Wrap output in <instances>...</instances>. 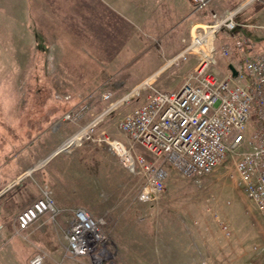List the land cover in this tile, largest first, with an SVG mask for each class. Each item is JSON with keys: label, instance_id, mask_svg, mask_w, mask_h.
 <instances>
[{"label": "rangeland", "instance_id": "obj_1", "mask_svg": "<svg viewBox=\"0 0 264 264\" xmlns=\"http://www.w3.org/2000/svg\"><path fill=\"white\" fill-rule=\"evenodd\" d=\"M1 1L0 186L27 163L23 153L26 146L35 148L34 151L43 146L45 149L57 146L70 132L74 133L71 137L75 136L152 77L160 91L178 90L204 56V49L198 52L195 68L181 61L170 64L190 43L194 23H204L206 11L196 12L192 0H64L62 34L65 40L74 41L71 48L80 56L69 58L75 62L69 63L74 70L69 75L66 69H57L61 59L56 47L50 57L38 56L33 51L31 32L35 28L26 18L28 4L13 3L17 10L11 13L8 0ZM240 1L233 11L239 10L237 20L242 26L236 31L222 30L214 40L210 39L213 50H217L211 71L220 77H225L227 64L234 61L236 53L241 54L238 56L241 60L264 53V0ZM95 37L97 46L102 43L106 50H97L98 56L93 58L88 56L92 55L89 41ZM238 40L246 42L243 50L223 57L221 48L234 46ZM158 63L159 69L148 73ZM46 64L49 73L43 70ZM107 92L113 93L109 101L103 99ZM145 95L144 91L142 96ZM56 98L73 105L64 107L58 116L49 117L45 134L39 128L36 130L35 125L32 133L35 136L31 138L27 129L37 122L30 118V112L39 108L35 103ZM142 102L137 98L129 103L123 101L101 118L91 141L67 150L65 145L70 137L58 150V158L65 161L53 195L79 203L73 209L84 208L100 222L104 236L99 250L102 264H231L229 260L238 258L262 264L264 221L238 184L236 155H229L214 173L202 178L185 176L167 163L168 178L162 196L153 202L140 200L145 179L121 163L109 142L130 146L129 138L119 129V121ZM48 103L45 109L58 106ZM68 114L71 119L66 118ZM136 151L150 158L147 152ZM37 165L28 172L38 176L25 178L7 196L18 190V197L31 195L32 187L39 184ZM70 211L65 219L67 230ZM43 240L54 244L51 238ZM56 241L52 258L48 250H37L45 254L44 264H91L89 258L69 260L64 255L65 238L61 236ZM203 244L204 261H201L199 247ZM169 253L173 255L169 257Z\"/></svg>", "mask_w": 264, "mask_h": 264}, {"label": "built area", "instance_id": "obj_2", "mask_svg": "<svg viewBox=\"0 0 264 264\" xmlns=\"http://www.w3.org/2000/svg\"><path fill=\"white\" fill-rule=\"evenodd\" d=\"M255 1L259 0H247V3ZM192 2L195 11L202 12L211 0ZM238 14L239 10L213 15L211 22L192 29L190 43L170 64L187 62L203 49L204 56L178 90L160 91L153 82L146 81L71 137L65 145L67 150L91 141L101 118L120 103L141 99L143 102L119 121V129L129 138L130 146L118 141H110L109 146L129 171L139 172L145 179L140 193L142 202L156 201L164 193L168 178L165 164H171L185 176L202 178L214 173L233 154L237 156L238 184L264 221V53L234 64L238 72L236 77L229 67L225 77L211 71L215 53L210 39L214 40L222 30L231 32L240 28ZM245 43L238 40L234 46H223V57L242 51ZM144 91L146 95L142 96ZM112 96V92H107L103 99L109 101ZM66 118L71 119V114ZM77 137L83 138L82 141L70 145ZM139 149L147 152L150 158L138 154L136 150ZM70 212L66 255L102 264L99 250L104 236L100 222L84 208ZM45 214L53 218L59 214L52 191H46L43 197L18 214L17 234L27 231ZM224 230L229 234L227 227ZM45 257L38 254L31 264H44Z\"/></svg>", "mask_w": 264, "mask_h": 264}, {"label": "crops", "instance_id": "obj_3", "mask_svg": "<svg viewBox=\"0 0 264 264\" xmlns=\"http://www.w3.org/2000/svg\"><path fill=\"white\" fill-rule=\"evenodd\" d=\"M18 1H21L22 4L24 3V5L28 4V12H26V18L28 19V21L30 20L32 22L30 25L35 28V30L31 32L33 51L38 56L43 55L46 57H50L51 53H53V49L56 47L59 52L58 58L61 59L59 62L61 65H57V69H64V71L66 69L65 72L68 74L70 73L69 75H72V73H74V70L71 69L72 65H69V63L73 64L75 62L74 60H69V58H79L80 56L78 53L73 51L74 49L72 50L71 48L74 41H70L69 39L65 40L62 34V31L65 30L63 24L65 1L36 0V2L32 3L33 1L31 0H8V9L10 12L12 10H17L16 5L14 7L13 3L17 4ZM0 2L2 1L0 0ZM241 2L242 1L240 0H211L209 7L205 10L206 14L204 15V21L202 20L204 23H202L201 21H196L194 23V27L211 22L213 20V15L228 14L229 12L233 11L238 5H240ZM8 16L10 17V19L11 17L13 18L10 13L8 14ZM95 32H97V30ZM35 33L38 36L35 35ZM89 42V48L91 49L92 55L88 53V56L96 58L98 56L97 50L101 52L106 50V46L102 43L97 46L96 37ZM209 49L210 47H208V50ZM213 51L214 53L217 52L216 49H214ZM99 55H103V53H100ZM196 55L199 56L198 54ZM196 55H192L185 63L190 68L196 67ZM235 55L236 56H234V61L227 64V67L236 64V62L238 63V60H240L238 56L240 57L241 54L238 52ZM66 59L68 60L67 62ZM159 65L160 63H158V65L148 73H151L153 71L155 72V70L159 69ZM49 68L50 67L46 64V66L43 67L44 72L49 73ZM147 75L148 74H146L141 81L146 79ZM79 80L80 79L78 78V81ZM86 81L87 79L85 80V83ZM141 81L139 83H141ZM147 81L149 83H152L154 81V77L148 79ZM48 102H52V105L55 104L56 106H60L59 108H57V106L54 107V109H45V107L49 104ZM48 102L39 101V103H35L34 106L37 107V105L39 104V108L34 109L30 112V118L40 123L36 124V122L34 125L28 127L27 134H30L31 138L35 136L32 134L35 125H37L35 126L36 130L37 128H39V131L42 130V134H45L48 131V128L46 126H49V117L58 116L60 112L62 113L63 110L66 109L64 107L73 105L63 98L52 99ZM77 105H80V103ZM81 128L82 127L80 126L79 129ZM64 130L67 131V129ZM71 133L72 132L66 135V138H64V140H62L57 146H54L50 149H45L43 146L42 149H37L34 151L35 148L26 146L23 150V153H26L27 163L23 166L21 165L22 167L20 166V168L18 167V170H16L14 176H10L8 179H5V181L3 182L4 184L0 186V264H31L33 258L36 255L40 254L37 252L38 249L48 250L49 258H52L53 255L51 254V251L56 248V240H60L61 236H63L67 241L66 235L68 230L66 229L65 219L67 217L68 211L80 205L75 201L68 202L66 200L60 199L58 196L55 198V196L53 195L56 201V206L59 210V214L55 218H53L50 214L43 215L40 220L34 223L22 235L17 234L18 225L16 218L23 209L27 208L37 199L43 197L46 191H52V193L54 194L53 187L56 186V183H60V178L63 172L62 170L65 161L64 159L58 158L59 153L57 151L71 137V135L74 134ZM63 135L65 136L64 133H62V136ZM46 142V144L48 145V141ZM35 165H37L36 168L40 167V175L36 179L39 184L35 183L37 186L32 187V189L30 190L31 195L27 198L21 196L18 197V193L20 192L18 190V192L11 197L7 196L8 192L13 188L20 186V184L24 182L25 178H28L29 176H38V173L34 175L32 171L28 172ZM32 186L34 185L32 184ZM32 236L34 238L39 237V239L33 241ZM43 238L53 239L54 244H46ZM201 246V248L199 247V249L201 250V261H204V244ZM64 255H66V253H64ZM168 255L169 257H171L173 254L169 253ZM68 258L69 260L73 259L70 257ZM229 261L231 262V264H258L257 260L252 259L238 258ZM262 264H264V262Z\"/></svg>", "mask_w": 264, "mask_h": 264}, {"label": "water", "instance_id": "obj_4", "mask_svg": "<svg viewBox=\"0 0 264 264\" xmlns=\"http://www.w3.org/2000/svg\"><path fill=\"white\" fill-rule=\"evenodd\" d=\"M229 69L231 70L234 77H236L238 75V72L233 65H230ZM58 153H59V151H58Z\"/></svg>", "mask_w": 264, "mask_h": 264}, {"label": "bare ground", "instance_id": "obj_5", "mask_svg": "<svg viewBox=\"0 0 264 264\" xmlns=\"http://www.w3.org/2000/svg\"><path fill=\"white\" fill-rule=\"evenodd\" d=\"M80 138H81V137H79V138L77 137V138H75V139H72V140H71L72 142L70 141V142H71L70 145H73V144H76V143L79 144V143L82 141V139H83V138H82V139H80Z\"/></svg>", "mask_w": 264, "mask_h": 264}]
</instances>
